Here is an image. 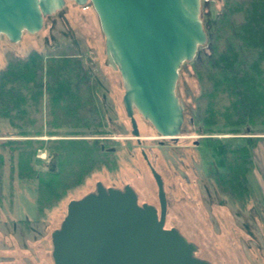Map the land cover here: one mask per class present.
<instances>
[{"label": "rangeland", "instance_id": "obj_1", "mask_svg": "<svg viewBox=\"0 0 264 264\" xmlns=\"http://www.w3.org/2000/svg\"><path fill=\"white\" fill-rule=\"evenodd\" d=\"M224 1L200 0L204 28H212L224 8ZM89 2L78 5L66 0L62 8L45 17L40 31L23 32L18 42L1 36L0 69L11 53L24 56L31 49L44 51L65 41L90 55L97 80L94 97L96 103L101 102L103 110L102 126L96 130L104 133L71 136L69 132L75 128L69 124L56 126L53 117L49 125L45 114L25 127L12 126L0 117V264H53L51 232L63 220L67 203L94 191L97 181L118 188L130 183L137 190L140 202L146 201L158 208L157 186L142 151L163 179L168 201L166 228L176 227L196 244V255L211 264H264V125L237 126L236 132L230 126L219 125L211 127L210 134H203V127L194 120L195 98L201 87L191 60L181 64L176 83L175 92L184 112L177 141L159 144L155 139L156 130L134 108L141 141L138 144L132 137L122 102L123 79L117 69L105 64L104 35ZM23 131L26 133L21 136ZM245 136L259 137L252 148L256 164L249 174L257 201L241 209L218 193L209 177L212 171L226 168L222 144L210 137L240 142ZM81 138L88 142L97 138L98 146L103 143L115 150L107 155L99 150L97 162L84 179L70 186L59 201L38 214L37 179L18 176L20 150L27 153L35 173L51 171L53 164L57 171L60 147L72 149V139Z\"/></svg>", "mask_w": 264, "mask_h": 264}, {"label": "water", "instance_id": "obj_2", "mask_svg": "<svg viewBox=\"0 0 264 264\" xmlns=\"http://www.w3.org/2000/svg\"><path fill=\"white\" fill-rule=\"evenodd\" d=\"M66 0H0V39L36 33ZM90 1L104 35L105 64L123 79L122 102L138 141L134 108L158 135L178 139L184 122L176 95L178 70L207 41L200 0ZM146 159V155L142 152ZM159 209L139 204L133 188L105 187L71 199L51 232L53 264H211L176 227H165L167 202L161 175L148 162ZM55 166L50 169L54 171Z\"/></svg>", "mask_w": 264, "mask_h": 264}, {"label": "trees", "instance_id": "obj_3", "mask_svg": "<svg viewBox=\"0 0 264 264\" xmlns=\"http://www.w3.org/2000/svg\"><path fill=\"white\" fill-rule=\"evenodd\" d=\"M204 29L206 44L198 47L192 60L201 87L195 98V122L203 127V134L219 125L234 128L232 132L237 126L264 125V0H225L212 28ZM92 63L90 55L68 41L44 51L31 49L24 56L9 54L0 69V117L12 126L25 127L45 114L49 125L53 117L56 126L75 128L71 136L104 133L96 130L102 126L103 110L94 97L97 80ZM210 138L222 144L226 168L212 171L209 177L218 193L245 209L257 201L249 174L255 167L252 148L259 137L245 136L240 142ZM72 140V149L58 150L57 171L35 173L27 153L20 150L18 154L19 178L37 179L40 215L97 162V138Z\"/></svg>", "mask_w": 264, "mask_h": 264}, {"label": "flooded vegetation", "instance_id": "obj_4", "mask_svg": "<svg viewBox=\"0 0 264 264\" xmlns=\"http://www.w3.org/2000/svg\"><path fill=\"white\" fill-rule=\"evenodd\" d=\"M124 106V105H123ZM124 110H125V108H124ZM135 110V109H134ZM134 112L135 111H133V115H134ZM125 113H126V111H125ZM127 115V114H126ZM129 118V117H128ZM129 122H130V118H129ZM130 125H131V122H130ZM131 130H132V127H131ZM133 137V136H132ZM131 138V137H130ZM156 139V141L159 143V144H161V145H163V144H168V142H176L177 140H172V139H170V138H163V137H160L159 135H157V137L155 138ZM104 140H106V139H104ZM136 142L138 143V144H140L141 143V141L139 142L137 139H136ZM195 143L196 144H198V142L197 141H195ZM99 148H100V151L101 152H103L105 155H107V153H112L114 150H115V148H113V147H111V148H108V147H106V146H104V144L103 143H100L99 144ZM142 152H144V151H142ZM144 154H145V152H144ZM55 155H56V158H57V156H58V152H56L55 153ZM146 155V154H145ZM143 156V155H142ZM106 157V156H105ZM143 159L145 160V162H146V164H147V166H148V168H149V165H148V162L152 165V163L150 162V160L148 159V156L146 155V159L144 158V156H143ZM153 166V165H152ZM154 167V166H153ZM155 168V167H154ZM150 170V169H149ZM156 170V169H155ZM157 171V170H156ZM158 172V171H157ZM159 173V172H158ZM160 174V173H159ZM161 175V174H160ZM163 180V179H162ZM98 183H101L103 186H105V187H115V188H118V187H116V186H111V185H104L101 181H97L96 183H95V187H96V185L98 184ZM126 185H129V186H131L132 188H133V190L136 192V194H137V199H138V203L139 204H143V203H148V202H146V201H139V196H138V192H137V190L133 187V185H131L130 183H125L124 185H122V187L121 188H123V187H125ZM165 191V190H164ZM165 196H166V192H165ZM157 200H158V195H157ZM166 202H168L167 201V196H166ZM148 204H151V203H148ZM151 205H153V204H151ZM155 206V205H154ZM158 206H159V200H158ZM157 208V207H156ZM157 209H159V207L157 208ZM170 228V227H169Z\"/></svg>", "mask_w": 264, "mask_h": 264}, {"label": "crops", "instance_id": "obj_5", "mask_svg": "<svg viewBox=\"0 0 264 264\" xmlns=\"http://www.w3.org/2000/svg\"><path fill=\"white\" fill-rule=\"evenodd\" d=\"M258 146V145H257ZM260 158V157H259ZM255 162V161H254ZM256 164V163H255ZM254 171V170H253Z\"/></svg>", "mask_w": 264, "mask_h": 264}]
</instances>
